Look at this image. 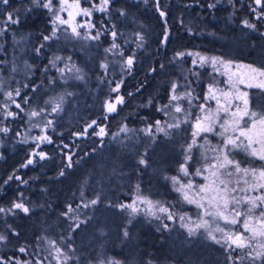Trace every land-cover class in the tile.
Segmentation results:
<instances>
[{"label":"trees","instance_id":"trees-1","mask_svg":"<svg viewBox=\"0 0 264 264\" xmlns=\"http://www.w3.org/2000/svg\"><path fill=\"white\" fill-rule=\"evenodd\" d=\"M9 13L19 23H6ZM263 15L264 1L256 5L255 0H110L105 13L94 15L99 39L84 46L65 42L62 34L45 41L52 35L51 16L31 0L0 3V208L5 210L0 212V236L5 237L0 264H36L46 242L71 257L66 264L107 258L118 264H261L238 260V252L226 251L202 233L189 237L176 228L158 231L143 218L128 221L119 205L140 191L175 214L198 215L170 179L183 162L185 134L150 138L141 129L161 118L158 109L167 104L172 84L184 85L192 70L188 53L217 55L264 71ZM113 31L114 42L133 63L118 88L121 102L106 112L114 82L103 78L102 47ZM58 60L72 64L81 78H68L74 71L58 72ZM9 93L20 109L5 118L2 102ZM54 97L60 107L51 140L31 157L33 145L20 139L23 111L41 112ZM263 103L264 91L251 89L250 107L261 113ZM252 160L240 162L259 168ZM16 203L28 212L14 208Z\"/></svg>","mask_w":264,"mask_h":264},{"label":"snow or ice","instance_id":"snow-or-ice-1","mask_svg":"<svg viewBox=\"0 0 264 264\" xmlns=\"http://www.w3.org/2000/svg\"><path fill=\"white\" fill-rule=\"evenodd\" d=\"M32 4L37 7H42L47 9L52 13L51 23L53 25L52 35L44 36V40L47 41L52 37H55L57 32L56 25H66L70 24L71 21L75 20L76 15H83L85 17H91L93 9L104 12L107 10V5L110 3V0H100V3L93 4L92 8L81 7V0H59L60 7L58 11L63 12L68 9H74L73 11H68L69 19H62L58 14L57 10L54 9L53 0H31ZM0 3L4 5L9 4V0H0ZM257 5H262V0H255ZM213 7V5H209ZM30 10V9H29ZM255 11V9H253ZM124 14L123 12L121 13ZM161 16L165 14L160 13ZM6 23H19L18 18L14 19L13 14L9 13L7 16ZM244 25L248 28H255V25L244 21ZM81 27H94L90 22L86 25L76 24L72 26V33L79 37L81 34L77 31V28ZM100 33H97L96 36L90 37L91 39H99ZM117 34L115 31L112 32V36L115 37ZM115 43L112 44V48H116ZM39 52V49L37 50ZM109 51V49H105ZM178 55L183 56L184 53H179ZM189 55H192L189 53ZM201 64L207 62L205 56L199 55ZM56 59H60L57 57ZM133 63L132 58L127 60V64L131 66ZM195 64L196 61L193 60ZM211 63L215 67L218 63L225 68L224 75L228 76V80L225 83H229L230 87L235 88V82L232 80V75L227 72V68L230 66L231 62H225L219 57H211ZM103 67V65H102ZM63 72V69L60 70ZM252 73H256L259 76H264V71H261L256 68H251ZM240 83H244V80L241 79ZM249 87L253 85L248 84ZM257 87L264 88V81H261L256 84ZM178 85L176 83L172 84L171 95L169 96V103L164 105L162 109L158 111L169 110L174 111L177 114L185 113V109L179 101L183 100L185 97L189 98V104L192 103V93L186 92L184 95L177 94L176 89ZM217 92L224 98L225 104H220V99L217 96ZM11 97V93L8 94ZM19 95V91H17ZM248 94L246 92H239L236 90V93L226 92L222 89L217 88L214 84H209L207 92L203 97L204 101L216 100L218 107L213 110L210 107H206L204 103H201L198 107L203 115L195 116V122L193 124L194 131L192 133L193 140L192 143L188 144L185 148V162L180 165V172L183 176H199L205 181L203 184L196 185L192 180H189L188 183H181V179L177 176L170 177L171 182L174 186V191L179 193L183 201L188 204L195 205L198 209H203L202 214L199 217V222H193L190 218L181 215L179 217L180 227L184 228L189 237L196 236L200 229H204L207 238L213 241L216 244H220L222 247L227 244L226 251L234 252L236 249L241 250L243 255L239 257L242 261L246 257L250 258L252 261H261V264H264V165L259 169L243 167L241 162L232 157L233 149H240L246 152L249 156L258 159L264 162V112L257 113L255 111H249L248 109ZM242 100L243 109L239 106L236 107V111L229 112V109L232 104V98ZM63 98L61 97V100ZM119 100V98H118ZM17 107H20L17 105ZM60 105L56 104L53 107V112L59 109ZM107 110L109 112L115 110V106L112 104L107 105ZM223 112L226 115H230V119H225L220 115ZM168 114V113H166ZM12 115V113H8ZM38 115L37 112H33L32 116ZM192 117L191 112L185 113L184 120H179L178 117H173L176 120L175 123L168 124L167 128H179L181 123H188L189 119ZM248 118L251 122L249 126L248 122L245 121L243 126H241V121ZM223 121L219 124V127L223 130L222 132L217 133V135L222 137V141L218 147L205 149V152L201 153L202 156V166L197 167L194 172H190L189 167L187 166L188 161L193 159L192 149L197 144L196 136L201 132L210 133L213 132L214 126L217 125L218 121ZM51 123V121H49ZM95 121H93V124ZM156 130L158 132L164 133L166 136L169 135L166 128L161 126V121L157 120ZM91 127V125H89ZM229 129L233 133L239 132V136L228 135ZM7 131V129H3ZM124 131V129H121ZM148 135H152L151 126L145 130ZM104 129L100 130V134H103ZM243 137V139H240ZM41 139H47V137H42ZM206 139V137H205ZM247 141V143H245ZM258 145V147H257ZM200 147H204L200 145ZM207 152L215 153L213 156H208ZM44 158V155L41 154V159ZM32 161L30 160L29 163ZM141 165L145 164L146 161L141 158L139 160ZM71 166V165H69ZM207 173V175H205ZM63 175V172H61ZM179 185V187H176ZM258 193V194H255ZM142 203L147 205V214L154 216L157 220L161 221V226L163 230H169V225L164 222L165 217L157 215L158 213L166 214V219L173 221L175 219L174 215L169 211V208L164 207L163 205H154L151 200L147 198H140ZM92 205L97 203L96 200L90 202ZM85 207H88L86 204ZM121 208H131L132 212L135 213L137 208L135 203L131 205H120ZM14 208L22 209L25 213L28 212V209L24 207L22 203L14 204ZM5 211L0 208V212ZM72 209L69 207V212ZM67 215V213H64ZM204 217H211L212 222L215 223V228L210 227L209 220L204 219ZM223 222L225 226L222 227L220 222ZM79 227V225H77ZM242 229V231L240 230ZM161 230L160 228L157 229ZM215 233H220L221 236L218 237ZM127 236V232H125ZM5 239L4 236H0V241ZM53 247H55L56 253L58 255L64 256L65 262L71 257L62 253L59 247H56L55 242H52ZM245 249H251V251H244ZM21 252H24L25 249L21 248ZM229 261H234V257L230 254L228 257ZM16 264H20L19 261ZM100 264H105L104 261H101ZM107 264H118L116 261H107Z\"/></svg>","mask_w":264,"mask_h":264},{"label":"rangeland","instance_id":"rangeland-1","mask_svg":"<svg viewBox=\"0 0 264 264\" xmlns=\"http://www.w3.org/2000/svg\"><path fill=\"white\" fill-rule=\"evenodd\" d=\"M264 0H262L263 2ZM69 3H71V0H69ZM100 0H81V7H87V8H92L93 4H99ZM53 5H54V9L57 10L56 14H58L62 19L68 20L69 16H68V11H73L75 12L74 9H68L66 11L60 12L58 11L59 7H60V3L59 0H53ZM257 5V4H256ZM109 4L107 5L108 8ZM49 12V11H48ZM95 10L93 9L92 11V15L91 17H85L83 15H76L75 20L71 21L70 24H66V25H59L57 24V32L55 37L60 36L61 34L64 36L63 39L64 41H69L71 44H81V45H91V42L93 43L95 40L98 39H91L90 37L92 36H96V33H93L94 29H95V18L94 15L95 14H100V13H105ZM49 15L51 16L52 19V13L49 12ZM264 17V15H263ZM91 23L94 25V27L92 28H88V27H81V28H77V31L80 32V36L77 37L72 33V26H75L76 24H84L86 25L87 23ZM53 27V25H52ZM264 32V31H263ZM108 42L107 45L103 46V53H102V59H101V69L102 72H104L105 76H103L104 80H106L108 83H110L111 81L114 82L109 88V96L107 98V100L105 101V111L109 112L107 110V105L108 104H112L115 106V109L117 107V104H119L121 102V97L120 94L117 93L118 92V88L120 87L121 81L122 79L125 77L127 71L130 70L131 66H129L127 64V60L129 58H132L131 56H127V54L121 50L118 46L116 48H112V44L115 43L114 42V37L109 34L108 36ZM116 44V43H115ZM105 49H109V51H105ZM192 55H189V53L187 55H189V68H191L192 70L188 73L187 76H185V81H184V85L183 83L178 85L176 92L177 94L180 95H184V93L186 92H191L192 93V103L191 105L189 104V98L185 97L183 100L179 101V103L182 104L183 108L185 109V113L187 112H191L192 113V117L189 119L188 123H181L179 128H167L168 124H172L175 123L176 120L173 119V117H178L179 120L183 121L184 117H185V113H180L177 114L174 111H171V109L169 110H162L161 111V118L158 119L159 121H161V126L165 127L167 132L169 133V135H165L162 132H158L156 130V121L151 124V125H144L142 127V132L145 136L153 138L156 136H162V137H171L174 133L177 135L180 134H185L186 136V144L183 147V162H185V148L187 147L188 144L192 143L193 140V124L195 122V116L197 115H203V113L200 111L199 109V105L201 103H204L206 105V107H210L211 109L215 110L218 105L216 100H208V101H204L203 97L205 96L206 92H207V88L209 84H214L217 88L222 89L223 91L226 92H232V93H236V90L238 89L239 92H246L248 94L247 99H248V109L249 111H255L257 113H260L254 109H252L250 107V91L251 89H257L260 91H264V88H260L257 87L256 84L264 81V76H259L256 73H252L250 71V67L251 68H256L248 63H242V62H233V61H229V60H225L217 55H207V54H200V53H191ZM202 55L205 56L207 59V62L201 64L199 56L197 55ZM211 57H219L221 60L225 61V62H231L230 66L227 68V72L229 74H233L232 75V80L235 82V88L230 87L229 83H225V81L228 80V76L224 75L225 73V68L221 65V64H217L215 65V67L212 65L211 63ZM133 60V59H132ZM193 60L196 61V63H193ZM103 65V67H102ZM63 69V72H61L60 70ZM258 69V68H256ZM56 70L60 73H65V72H73L76 74L74 75L73 73H69L68 78H74L76 80L81 78L80 72H77L76 69L73 67L72 64H70L69 62H65L63 60L61 61H57L56 62ZM260 70V69H259ZM262 71V70H261ZM193 80L194 84L190 81ZM243 79L244 83H240V80ZM251 83L253 86L249 87L248 84ZM172 93L170 92L169 96ZM217 96L220 99V104L224 105L225 104V100L224 98L220 95L219 92H217ZM56 98L54 97L53 99H50L48 101V107L41 110V112L37 111V110H27V111H23L25 113L26 117V125L25 128L23 129L22 133H20V139L23 142H28L30 144L33 145V149L30 153V156L33 157L34 155H37V148L39 147V145L41 143L44 142H50L51 140V132H52V121H53V107L56 104ZM119 98V100H118ZM169 103V100L167 102V104ZM17 105H19L16 101H15V96L13 98V96L11 95V97H9V95H5L4 96V101L2 102V114L3 116L6 117H15L16 116V109H20V107H17ZM264 105V103H263ZM20 106V105H19ZM239 106L241 109H243L244 105L242 100H238L235 99L234 97L232 98V104L231 107L229 109V112H234L236 111V107ZM16 108V109H15ZM163 106L160 108L162 109ZM12 113V115H8V113ZM33 112H37L38 115L36 116H32ZM168 113V114H166ZM220 115L222 117H224L225 119H230V115H226L225 113L221 112ZM49 121H51V123H49ZM245 121L248 122L249 126H251V122L250 120H248L247 117H245V119L243 121H241V126H243V124L245 123ZM223 121H218L217 125L214 126L213 132L210 133H204L201 132L198 136H196V141L197 144L193 147L192 149V155H193V159L188 161L187 166L189 167L190 172H194L195 169L197 167H201L202 166V156L201 153L205 152V149L208 148H213V147H218L222 141V137L217 135V133L222 132L223 130L219 127V124L222 123ZM151 126V131H152V135H148L147 132L145 131L146 129H148ZM124 129V132L127 131L126 128H122ZM121 131V130H120ZM228 135H233V136H239V132H235L233 133L231 131V129H229V132L227 133ZM42 137H47V139H41ZM206 137V139H205ZM240 139H243V137H241ZM245 143H247V141H245ZM200 145H203L204 147H200ZM258 147V145H257ZM208 156H213L215 155V153L212 152H207ZM232 156L236 159V157L238 159V161H246L247 164H252L253 160L252 157L249 156L246 152L240 150V149H233L232 151ZM258 160V159H257ZM258 166H262L264 165V162L258 160ZM243 167H248V166H243ZM259 167V168H260ZM257 168V169H259ZM205 175H207V173H205ZM177 177H179L181 179V183H188L189 180H192L194 182V184L199 185V184H203L205 183V181L202 179V177L199 176H188L185 177L183 176V174L180 172V167L178 169L177 174L175 175ZM176 187H179V185H176ZM258 194V193H255ZM181 196V195H180ZM144 197L147 198L148 200H151L153 202L154 205H157V202L159 205H163L160 202V200H153L151 198H149L147 195L141 193L140 191L135 192L132 197L122 203L123 205H131L133 203H135V207L137 208V211L135 213L132 212L131 208L125 207V208H121L120 204L119 205V209L123 210L128 218V221H133L134 219L137 218H143L146 219L147 221H149L150 223H152L155 228H160L162 229L161 226V221L157 220L154 216H150L147 214V205L145 203H142L140 198ZM91 202V201H89ZM88 204V202L86 203ZM85 204V205H86ZM193 205V204H192ZM198 211V215L195 218L186 216V218H190L193 222H199V217L203 212V209H198L195 205H193ZM25 207V206H24ZM168 208V207H167ZM22 210V209H20ZM169 211L174 215L175 219L173 221H169L166 219V214H161L157 212V215L165 217L164 222L167 223L169 225V229L172 228H176V229H180L183 230L185 232H187L184 228L180 227V220L179 217L181 216L180 214H175L174 212H172L169 208ZM204 219L209 220L210 222V227L215 228V223L212 222V218L211 217H204ZM222 227H231V226H225L223 224V222H220ZM242 231V229H240ZM163 231H168V230H163ZM198 233H202L206 239L207 238V234L205 232L204 229H200L198 231ZM218 237L221 236L220 233H215ZM210 240V239H209ZM58 247V246H56ZM225 248H227V244L224 245ZM246 251H251V249H245ZM62 253L65 254V252H63L61 250ZM234 252H238V256L237 259L239 260V257L241 255H243V252H241V250L236 249ZM67 255V254H66ZM245 261H249V262H257V261H252L250 258H245ZM68 261V260H67ZM66 261V262H67ZM105 262V264H107V261H116L112 258H107L105 260H102ZM34 262L36 264H66L65 260H64V256L62 255H58L56 253L55 247L53 246H48V242H46V244L43 247V251L40 252V257L36 258V260H34ZM101 261H98L96 264H100ZM118 262V261H116ZM119 263V262H118ZM22 264H25L24 262Z\"/></svg>","mask_w":264,"mask_h":264}]
</instances>
